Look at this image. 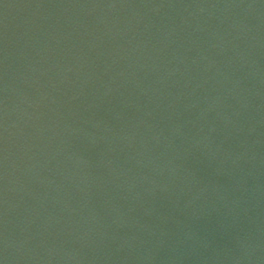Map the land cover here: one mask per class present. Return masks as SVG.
<instances>
[{
	"label": "water",
	"instance_id": "95a60500",
	"mask_svg": "<svg viewBox=\"0 0 264 264\" xmlns=\"http://www.w3.org/2000/svg\"><path fill=\"white\" fill-rule=\"evenodd\" d=\"M0 264H264V0H0Z\"/></svg>",
	"mask_w": 264,
	"mask_h": 264
}]
</instances>
